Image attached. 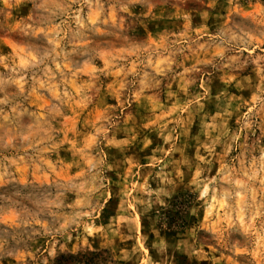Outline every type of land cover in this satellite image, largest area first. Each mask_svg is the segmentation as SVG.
Wrapping results in <instances>:
<instances>
[{"label":"rangeland","instance_id":"rangeland-1","mask_svg":"<svg viewBox=\"0 0 264 264\" xmlns=\"http://www.w3.org/2000/svg\"><path fill=\"white\" fill-rule=\"evenodd\" d=\"M101 252L264 264V0H0V264Z\"/></svg>","mask_w":264,"mask_h":264},{"label":"trees","instance_id":"trees-1","mask_svg":"<svg viewBox=\"0 0 264 264\" xmlns=\"http://www.w3.org/2000/svg\"><path fill=\"white\" fill-rule=\"evenodd\" d=\"M180 212L184 211L185 204L183 202L178 201L177 207ZM180 214V215H179ZM177 218H181V213L176 214ZM177 224L181 221L179 219H173ZM179 226V225H178ZM113 261L111 257L105 253H92L88 255H79V256H70L65 259V262L62 264H112Z\"/></svg>","mask_w":264,"mask_h":264}]
</instances>
